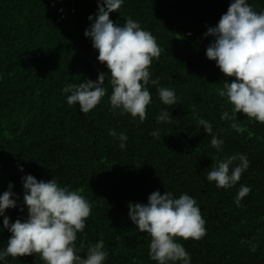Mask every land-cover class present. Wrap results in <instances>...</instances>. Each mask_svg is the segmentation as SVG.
Masks as SVG:
<instances>
[{"label":"trees","instance_id":"16d2710c","mask_svg":"<svg viewBox=\"0 0 264 264\" xmlns=\"http://www.w3.org/2000/svg\"><path fill=\"white\" fill-rule=\"evenodd\" d=\"M231 2L124 0L118 12L109 14L121 25L128 17L139 22L163 49L149 68L159 84L148 85L151 102L140 123L111 107L110 76L105 97L87 114L78 104L69 106L62 93L67 84L96 81L99 73L108 72L84 35L88 17L98 12L97 0H0V194L12 183L19 197L16 208L5 210L10 222L27 218L23 176L55 178L91 204L75 242L82 258L103 239L109 254L105 264H157L149 257L151 237L130 220L128 204H146L157 190L161 195L171 191L176 198L187 193L206 221L202 239L176 238L191 264H264V124L238 113L237 131L230 127L233 121L220 119L224 111L231 115L233 106L217 95L226 77L205 54L213 38L204 33L216 26ZM248 3L264 11V0ZM158 87L175 89L177 103L164 105ZM165 109L173 118L158 123L156 117ZM198 118L212 123L224 140L221 151L197 126ZM109 130L127 135L124 149ZM237 153L246 154L250 166L234 187L217 188L207 181L212 165ZM241 185L251 191L238 207L234 200ZM2 226L0 217V249L11 236ZM8 264L45 262L33 254L8 257Z\"/></svg>","mask_w":264,"mask_h":264},{"label":"clouds","instance_id":"9594fccd","mask_svg":"<svg viewBox=\"0 0 264 264\" xmlns=\"http://www.w3.org/2000/svg\"><path fill=\"white\" fill-rule=\"evenodd\" d=\"M123 3L124 0H97L98 12L95 17H88L91 23L84 33L98 51L97 60L108 72L99 73L96 81L86 79L79 84H67L62 93L69 106L78 104L80 111L87 114L105 97V81L110 76L111 107L121 110V114L138 117L143 123L147 118L146 106L151 102L148 85L159 84L158 77L152 79L149 68L153 59H159L163 49L139 22L128 17L121 25L109 18V14L118 12ZM204 37L213 38L206 48V57L215 61L226 77L223 86L216 89L217 95L233 106L232 114L224 111L220 119L233 121L230 127L237 131L238 113L264 124V11H255L248 0H232L227 12L222 14L216 26L207 28ZM157 92L164 105H175L179 99L175 89L158 87ZM172 118L165 109L156 120L170 123ZM197 126H202L212 137L211 146L221 151L224 140L214 133L212 123L198 118ZM150 134L160 135L158 131ZM109 135L120 141L121 149L126 147V134L117 136L115 130H109ZM249 166L246 154L229 155L212 165L206 179L215 182L217 188L229 189L237 184ZM20 171H23L22 166ZM22 184L26 219L18 218L12 223L5 214L6 209L17 207L19 199L12 191V183L0 194L2 227L11 233L6 247L0 249V264H8V257L15 259L33 254H38L45 264H105L109 254L103 239L89 246L84 258L79 255L81 249L75 242L77 234L84 232L91 204L78 190L60 186L55 178L38 181L31 174L22 177ZM250 191L251 186H240L234 200L236 206L241 205ZM128 209V216L136 228L151 237V260L157 264H191L190 254L176 238L200 240L206 235V221L192 196L183 193L176 198L171 191L161 195L157 190L149 195L146 204L130 202ZM251 251H256V245H252Z\"/></svg>","mask_w":264,"mask_h":264}]
</instances>
